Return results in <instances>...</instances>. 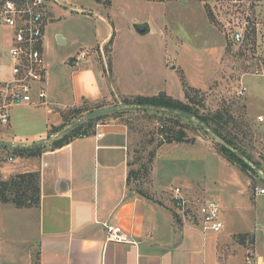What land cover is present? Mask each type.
<instances>
[{"label": "crops", "instance_id": "crops-1", "mask_svg": "<svg viewBox=\"0 0 264 264\" xmlns=\"http://www.w3.org/2000/svg\"><path fill=\"white\" fill-rule=\"evenodd\" d=\"M78 2L48 1L42 40L46 97L42 102L11 107L8 122L0 123V140L16 144L0 146V155L13 158L0 163V183L19 176H26L28 183L30 174L38 179L36 205L16 206L0 200V264H244L254 237L239 233L248 235L247 246L236 242L235 234L227 232L225 226L219 232L203 231L199 223L172 212V187L159 186L155 160L150 167L151 193L133 187L140 179L133 180L130 130L117 116L103 117L93 132L61 147L52 149L49 141L32 155L13 154L16 147H30L55 136L64 128L63 113L70 107L152 96L160 91L144 93L127 88L114 72L120 24L104 14L99 4ZM72 12L89 15L94 22L91 41L81 50L86 52L83 58L74 48L60 51L53 46L54 41L55 45H70L69 36L61 30L52 33L51 25L58 16ZM58 36L63 44L57 43ZM88 39H82L81 44ZM110 39V60L106 62L103 52ZM10 45L11 30L0 27V81L11 77V65L8 69L2 66L3 54L9 60ZM165 93L184 99L183 94L175 97ZM97 132L100 137H96ZM166 145L186 147L193 143L173 141L159 149ZM236 177L239 180V174ZM106 225L121 226L129 241L106 240ZM239 251L240 258L235 259Z\"/></svg>", "mask_w": 264, "mask_h": 264}, {"label": "rangeland", "instance_id": "rangeland-1", "mask_svg": "<svg viewBox=\"0 0 264 264\" xmlns=\"http://www.w3.org/2000/svg\"><path fill=\"white\" fill-rule=\"evenodd\" d=\"M90 1L99 4L104 14L120 24L114 48V72L122 77L127 88L144 93L166 90L175 97L183 94L184 102H188L184 97L187 90L195 98L199 113L221 108L229 110L244 129L252 132L251 140L246 138L245 141L246 151L251 156V160H247L264 176V121L257 119L260 115L264 117V2L247 0L234 5L220 0ZM45 13L47 18L49 6ZM92 19L75 12L58 16L51 25V32L61 30L72 41L68 46L55 45L54 41V48L86 50L93 35ZM144 22L151 29L148 33L140 35L131 29L135 23ZM236 32L241 33L239 40L233 38ZM85 37L89 39L82 45ZM110 51L111 43H108L103 52L106 62L110 60ZM4 55L2 66L8 69L11 64ZM242 87L245 91L239 95ZM133 98L135 96L113 98L103 102L102 107L137 104L132 103ZM125 99L129 103H125ZM94 104L64 110L67 125L93 110ZM76 107L82 109L81 112L76 111ZM117 117L130 130L133 180L140 179L138 183L133 182V187L151 193L150 167L155 160L159 186H181L189 199L217 198L225 230L235 234L236 242L247 246L248 235L239 233H249L254 240L248 253L264 255V195L253 193L255 186L264 188V178L223 159L215 152V138L185 117L151 107H126ZM168 137L194 141L186 147L166 145L159 149L160 145L170 143L166 141ZM28 194H31V205H36L34 189ZM171 210L175 212L173 207ZM241 253L239 251L235 259H239Z\"/></svg>", "mask_w": 264, "mask_h": 264}, {"label": "built area", "instance_id": "built-area-1", "mask_svg": "<svg viewBox=\"0 0 264 264\" xmlns=\"http://www.w3.org/2000/svg\"><path fill=\"white\" fill-rule=\"evenodd\" d=\"M49 0H0V27L11 30L9 60L11 77L0 81V123L6 124L9 109L15 105L42 102L46 97V61L43 53V28L46 19L45 9ZM223 3L238 5L247 0H220ZM263 3L264 0H253ZM241 33L233 34L239 40ZM86 55L81 51L80 58ZM264 75V73H262ZM245 88L242 87L239 95ZM258 121H264L262 115ZM82 136H85L83 134ZM101 133L97 132L96 137ZM12 156L0 155V163L11 162ZM256 195L264 194V188L255 186ZM172 207L181 218L199 223L203 231L219 232L224 227L219 200L200 199L185 195L181 186L171 188ZM106 240L128 242L124 230L119 225H106ZM264 235V231H263ZM244 264H264V255L248 253Z\"/></svg>", "mask_w": 264, "mask_h": 264}, {"label": "trees", "instance_id": "trees-1", "mask_svg": "<svg viewBox=\"0 0 264 264\" xmlns=\"http://www.w3.org/2000/svg\"><path fill=\"white\" fill-rule=\"evenodd\" d=\"M108 43H111V39L109 40ZM184 97L186 98V100L188 99V102H184L182 100L173 98L167 95L163 91V92H158L157 94L152 95V96H135V98H133L132 103L172 107L177 110L186 111L196 116L199 122L203 123L207 129H211V131L216 136L215 140H216L217 147H216L215 152H217L223 159H225L232 165L237 164V165H240L241 167L250 169L252 172L256 173L252 168H250L247 164H245V162L242 159V158H246V159L251 160V156H249L248 152L246 151V148H248L247 147L248 144L245 141H246V138H249V140H251L252 132H250V130L244 129L240 125V123H238L235 120V117L230 113L229 110L225 108H221V109H217L213 111L199 113L198 108L195 107V104H196L195 98L190 96L187 90H184ZM124 102L129 103L128 100L126 99L124 100ZM102 106H103V103L96 102L93 108L94 109L102 108ZM75 109L76 111L80 110V112L82 110L79 107H76ZM89 110L90 109L86 111H89ZM122 110H116V111H112V112H108L104 114H99V115L87 118L81 121L80 123H77L76 125L71 127L69 130H67L66 132L62 133L61 135L57 136L55 139L51 140L50 147L52 149L61 147L77 136L93 132L95 128V124L98 120L102 119L103 117H107L109 115L117 116L118 113L122 112ZM160 112L169 113L167 111H160ZM171 115L180 116L178 114H171ZM63 117H64V123L62 125V128L68 124L67 122L68 119L66 118L65 111L63 113ZM76 118L77 116L74 117L73 119H76ZM166 139H167L166 141L168 142L184 141L188 143H193L194 141V140H189L188 138L182 139L180 137H171V138L168 137ZM42 147L44 146L40 145V146H30V147H16L13 150V154L18 155V156H29V155L34 154L36 150H40ZM2 148H7V147L2 146ZM19 177L20 178H18L17 180L11 179L9 181H2L0 183V200L3 202H12L16 206L24 205V204L31 205V202H30L31 194L29 196L26 194H28V191L31 192V190L33 189H34V192H37V180H38L37 176L33 174L32 175L30 174V176H27V178L29 177L28 183H27V180H25L26 176H19ZM24 180H25V185H24ZM17 181H20V183L16 184ZM28 197L30 200L27 203ZM36 200L37 198L35 199V202Z\"/></svg>", "mask_w": 264, "mask_h": 264}, {"label": "water", "instance_id": "water-1", "mask_svg": "<svg viewBox=\"0 0 264 264\" xmlns=\"http://www.w3.org/2000/svg\"><path fill=\"white\" fill-rule=\"evenodd\" d=\"M134 30L140 34H146L150 31V27L147 23H135L133 25ZM58 43L59 44H63L64 41L60 38V36L57 37ZM126 107H134V108H147V107H151L154 110L157 111H167L171 114H178L182 117H185L189 120H192L194 122H196L203 130H205L206 132H208L212 137L216 138V136L214 135V133L210 130H208L206 128V126L199 122V120L194 117L193 115H191L190 113L183 111V110H177L175 108L172 107H163V106H159V105H144V104H133V105H122V104H118V105H111V106H107V107H102V108H97L94 110H91L89 112H87L86 114H84L83 116H81L80 118L74 120L70 125L65 126L62 130H60L57 134H55V136H51L49 139L46 140H39L36 142H33L31 145L32 146H40V145H44L47 142L53 140V138H55L56 136L66 132L67 130H69L71 127H73L74 125H76L78 122L83 121L87 118L99 115V114H104V113H108V112H112V111H116V110H122ZM16 144H14L13 142H9V141H3L0 140V146H6V147H13ZM243 161L245 162V164H247L250 168H252L257 174L258 176L264 178V176L262 175V173L260 172V170L258 169V167L253 166L249 160H247L246 158H242Z\"/></svg>", "mask_w": 264, "mask_h": 264}]
</instances>
